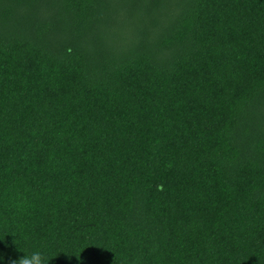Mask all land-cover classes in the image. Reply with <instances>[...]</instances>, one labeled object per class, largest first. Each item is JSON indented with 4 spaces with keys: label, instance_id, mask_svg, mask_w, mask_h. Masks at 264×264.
I'll list each match as a JSON object with an SVG mask.
<instances>
[{
    "label": "trees",
    "instance_id": "1",
    "mask_svg": "<svg viewBox=\"0 0 264 264\" xmlns=\"http://www.w3.org/2000/svg\"><path fill=\"white\" fill-rule=\"evenodd\" d=\"M264 264V0H0V264Z\"/></svg>",
    "mask_w": 264,
    "mask_h": 264
},
{
    "label": "clouds",
    "instance_id": "2",
    "mask_svg": "<svg viewBox=\"0 0 264 264\" xmlns=\"http://www.w3.org/2000/svg\"><path fill=\"white\" fill-rule=\"evenodd\" d=\"M10 264H49L44 255L39 251H34L30 255H25L13 259Z\"/></svg>",
    "mask_w": 264,
    "mask_h": 264
}]
</instances>
